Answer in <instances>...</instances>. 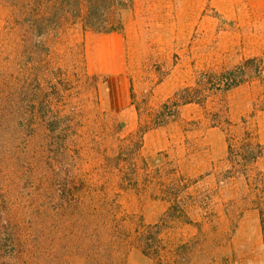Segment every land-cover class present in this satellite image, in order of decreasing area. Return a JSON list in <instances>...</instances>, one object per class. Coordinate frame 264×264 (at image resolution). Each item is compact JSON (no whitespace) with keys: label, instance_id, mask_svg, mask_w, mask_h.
Returning <instances> with one entry per match:
<instances>
[{"label":"rangeland","instance_id":"1","mask_svg":"<svg viewBox=\"0 0 264 264\" xmlns=\"http://www.w3.org/2000/svg\"><path fill=\"white\" fill-rule=\"evenodd\" d=\"M88 32L124 37L133 114L102 102ZM252 59L247 82L131 136ZM263 189L264 0H0V264L221 263Z\"/></svg>","mask_w":264,"mask_h":264},{"label":"crops","instance_id":"2","mask_svg":"<svg viewBox=\"0 0 264 264\" xmlns=\"http://www.w3.org/2000/svg\"><path fill=\"white\" fill-rule=\"evenodd\" d=\"M106 38L114 40L115 45L108 47L104 41ZM86 39L89 69L93 74L108 76V90L104 91L102 102L104 103L106 95L105 103L108 110L115 112L128 110L133 114L131 84L126 78L128 46L124 37L118 32H88ZM150 50V45L144 40L140 53L142 62L149 56ZM107 62L112 64L109 69ZM124 115L125 113L122 117ZM215 236L216 240L219 239V231ZM215 264H264V232L258 210L246 211L237 218V225L229 234L221 263L216 256Z\"/></svg>","mask_w":264,"mask_h":264},{"label":"trees","instance_id":"3","mask_svg":"<svg viewBox=\"0 0 264 264\" xmlns=\"http://www.w3.org/2000/svg\"><path fill=\"white\" fill-rule=\"evenodd\" d=\"M255 63V60H247L243 64L236 66L232 70H227L225 72L216 74V73H202L201 77H199L196 80L195 86H187L178 92H176L170 99H168L160 108L158 114L153 119V124L149 125V127L143 128L142 125H140L139 129L132 134L133 137H139V142H143V136L146 134V132L153 127H159L163 126L168 123L170 119L175 118L177 109L182 105H188V104H201L205 101L204 91L205 90H220V91H228L234 87H237L245 82H247V79L245 78L246 70L251 68V66ZM207 78L206 80L205 77ZM252 144L250 143L248 146V149L250 151H247L246 153H241L238 155V152L236 149H234L233 145L229 143L228 146V160L231 163H234V165H237V160H242L243 164L250 162H255L257 156H254L255 153L251 151ZM252 155V156H251ZM182 180V178L180 177ZM179 180V182H183ZM264 193V189H263ZM261 215V222L264 232V210H259ZM3 243V239H0V246Z\"/></svg>","mask_w":264,"mask_h":264}]
</instances>
